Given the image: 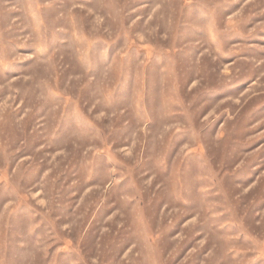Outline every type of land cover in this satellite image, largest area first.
<instances>
[{"label":"rangeland","instance_id":"obj_1","mask_svg":"<svg viewBox=\"0 0 264 264\" xmlns=\"http://www.w3.org/2000/svg\"><path fill=\"white\" fill-rule=\"evenodd\" d=\"M0 264H264V0H0Z\"/></svg>","mask_w":264,"mask_h":264}]
</instances>
